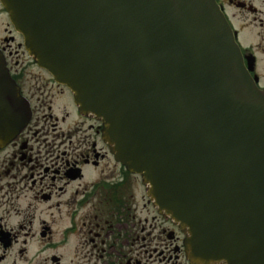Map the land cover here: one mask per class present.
Returning a JSON list of instances; mask_svg holds the SVG:
<instances>
[{
  "label": "water",
  "instance_id": "water-1",
  "mask_svg": "<svg viewBox=\"0 0 264 264\" xmlns=\"http://www.w3.org/2000/svg\"><path fill=\"white\" fill-rule=\"evenodd\" d=\"M0 3L193 264H264V91L215 0ZM29 120L0 53V148Z\"/></svg>",
  "mask_w": 264,
  "mask_h": 264
},
{
  "label": "flooded vegetation",
  "instance_id": "flooded-vegetation-1",
  "mask_svg": "<svg viewBox=\"0 0 264 264\" xmlns=\"http://www.w3.org/2000/svg\"><path fill=\"white\" fill-rule=\"evenodd\" d=\"M216 1L264 89V0ZM2 15L0 52L31 119L0 149V264H192L180 230L114 161L101 123L79 113Z\"/></svg>",
  "mask_w": 264,
  "mask_h": 264
},
{
  "label": "rangeland",
  "instance_id": "rangeland-1",
  "mask_svg": "<svg viewBox=\"0 0 264 264\" xmlns=\"http://www.w3.org/2000/svg\"><path fill=\"white\" fill-rule=\"evenodd\" d=\"M6 19L4 17V15H2V17L0 18V32H2V30L4 29L5 27V23H6ZM1 35V33H0ZM240 43L242 45H245L249 42L248 38H245V35H240ZM262 82H264V80H262ZM135 185H136V191L139 192L141 195L143 194V188L142 186L140 185V181L138 179H135Z\"/></svg>",
  "mask_w": 264,
  "mask_h": 264
}]
</instances>
